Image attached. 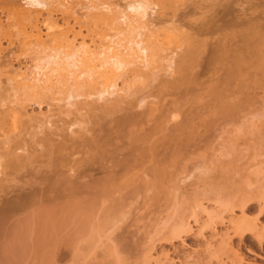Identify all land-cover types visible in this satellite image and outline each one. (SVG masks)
I'll list each match as a JSON object with an SVG mask.
<instances>
[{"label":"rangeland","instance_id":"rangeland-1","mask_svg":"<svg viewBox=\"0 0 264 264\" xmlns=\"http://www.w3.org/2000/svg\"><path fill=\"white\" fill-rule=\"evenodd\" d=\"M16 1L23 4L22 0ZM230 1L235 10L248 11L255 2ZM111 2L122 3L120 0ZM201 8L203 5L196 9L191 6L189 12L194 11L198 16L200 10H204ZM7 9L8 5L0 1L3 23ZM181 14L182 11L176 12L177 20L182 18ZM59 17L58 14L60 20ZM184 22L191 21L184 19ZM73 23L71 21L70 26ZM29 25H25V31L30 30ZM37 25L43 29L40 20ZM159 38L165 40L161 34ZM175 40L189 42L191 39L179 34ZM21 43L16 38L12 44L7 37L1 39L0 72L16 71L28 63L30 55L23 53ZM260 49L264 50V31ZM189 67L187 64L180 74L173 73L170 77L163 71L156 76L145 74L117 104L96 103L95 97L79 96L71 100L76 104L67 112L64 101H54L49 95L24 99L26 113L36 121L50 117L51 126L37 128L35 121L22 117L21 134L6 149L0 131L2 156L13 147L25 149L17 151L23 155L18 169H11L6 159L1 160L2 165H6L3 168L6 174H0V184L7 186L8 191L22 185L30 191L26 203L31 208L55 207L59 215L68 213L73 221L67 231L69 236L60 241V250L55 254L46 250L32 254L33 264H117V259L120 264H143L149 246H153V255L159 258L157 264H164L163 261L174 264L166 259L186 257L185 252L194 255L185 264H238L242 256V260H246L243 264H264V205L256 200L264 188V56L258 61L252 58L244 65L243 74L229 77L226 83H223L222 72L213 77L192 79V75H185ZM0 78L1 126V111L11 105L12 98L8 97L5 76ZM214 86L225 89L219 92L223 93L222 102L231 105L229 110L221 111V101L216 96L219 92L212 91ZM93 87L86 85L79 90L89 92ZM127 116L133 119L122 122ZM131 148L135 152L127 161L130 171L123 177L108 174L101 162L118 155L122 157L124 153L129 155ZM84 149L94 153L87 155V159L92 157L94 162L84 164L81 159L76 165L85 171L83 173L92 175L74 180L66 172L75 158L69 153ZM217 198L221 203L230 202L228 208L233 205L223 212L225 219L234 217L244 222L242 229L228 231L234 244L232 250L222 244L227 248L220 247V238L213 239V235L210 238L211 229L204 231L206 238L200 236L197 229L182 232L178 238L172 237L173 224L178 225L181 217L196 210V200L217 210L225 205H217ZM248 199L251 200L241 208L244 211L241 214L242 202ZM88 207L93 210V222L104 214L119 212L123 215L124 212L125 216L111 230V239L103 238L105 246L98 243L90 250L84 248L76 226ZM254 221L263 224L258 233L251 230ZM219 222L215 225L217 229L222 228L219 232L226 231L225 224ZM243 228L247 229L241 232ZM255 234L258 239L263 236V240L258 241ZM210 239L214 242L210 243ZM209 243L213 244L211 248Z\"/></svg>","mask_w":264,"mask_h":264},{"label":"bare ground","instance_id":"bare-ground-1","mask_svg":"<svg viewBox=\"0 0 264 264\" xmlns=\"http://www.w3.org/2000/svg\"><path fill=\"white\" fill-rule=\"evenodd\" d=\"M0 1L8 5L4 14L6 22L3 23L0 18V50L2 38L7 37L10 44L16 38L22 42L20 46L24 48L23 53L30 55L22 69L0 72V76H5L8 97L12 98L11 105L1 111L3 123L0 131L5 149L21 134L22 117L35 121L37 128L41 125L51 126L50 117L36 121L26 113L23 106L26 97L49 95L54 101H64L63 107L67 112L76 104V101L71 100L79 96L95 97L93 101L96 103L117 104L129 95L132 87L147 73L156 76L159 71H163L166 77H170L173 73L180 74L182 68L189 64L190 67L185 69L186 76L192 75V79L205 75L213 77L222 72L225 76L223 83H226L229 77L243 74L244 65L250 63L252 58L258 61L264 56V50L260 49L264 31V0H254L250 11L242 8L235 10L230 0H120L122 3H113L111 0H22L23 4L16 0ZM201 5L204 10H200L198 16H195L194 11L189 12L191 6L196 9ZM259 7L262 8L257 9ZM178 11H182L179 20L176 18ZM184 19L191 22H184ZM37 20H40L43 29L37 25ZM71 21L74 22L72 26ZM219 21L221 24H218ZM27 24H30L29 31H25ZM75 24L78 25L77 30ZM225 29H229V32ZM160 34L165 40L160 41ZM179 34L191 40L176 41L175 36ZM25 38L28 39L23 41ZM86 85L94 86L93 90H79ZM61 86H64L63 90H59ZM214 87L212 91L216 93L225 91L219 86ZM59 94L63 96L57 98ZM216 96L221 101V111L231 108V105L222 102V92ZM132 119V116H127L122 122ZM18 150L25 151L24 148L13 147L6 155L0 154L1 175L6 174L3 169L6 165L11 169H18L22 165L23 155ZM134 152L135 149L131 148L129 155L124 153L118 157L117 154V158H106L101 163L108 174L123 177L130 171L127 161ZM92 154L87 149L69 153L75 158L66 170L68 176L77 180L92 175L83 173L85 171L76 165L81 159L84 164H90V160L94 162L92 157L87 159V155ZM2 159L7 160L4 166ZM29 192L22 185L15 191H8L7 186L0 184V264H33L30 261L32 254L42 250L55 254L60 250V241L69 236L67 231L73 226L69 214L59 215V209L55 207L31 208L26 203ZM220 200L217 198L215 201L217 205H225L217 210L209 209L203 202L196 200V210L191 215L181 217L178 225L173 224L172 237L178 238L182 232L193 229L205 237L204 231L211 229L210 238L212 235L213 239L220 238V245L232 250L233 243L228 231L239 227L242 229L244 222L234 217L225 219L223 212L233 208V205L228 208L230 202L223 200L221 203ZM250 200L242 202L240 210ZM256 200L264 205V188L257 194ZM226 202L229 203L227 206ZM243 212L242 209L241 214ZM92 213V208L88 207L84 218L76 224L78 237L84 241L86 250L95 248L98 243L104 245L103 238L111 239V230L124 216V212L122 216L119 212L117 215L104 214L93 222ZM215 219L225 224L224 233L215 226ZM161 222L164 223V220ZM262 225L254 221L250 228L258 233ZM262 237H257V240L261 241ZM213 239H210V243L214 242ZM149 247L143 264H157L159 258L153 255L155 249ZM187 253H183L187 255H183L186 261L182 256V260L175 256L166 261L185 264L194 258L193 254ZM242 257L238 264L246 261ZM117 264H120L118 259Z\"/></svg>","mask_w":264,"mask_h":264},{"label":"clouds","instance_id":"clouds-1","mask_svg":"<svg viewBox=\"0 0 264 264\" xmlns=\"http://www.w3.org/2000/svg\"><path fill=\"white\" fill-rule=\"evenodd\" d=\"M26 2H27V0H26Z\"/></svg>","mask_w":264,"mask_h":264}]
</instances>
